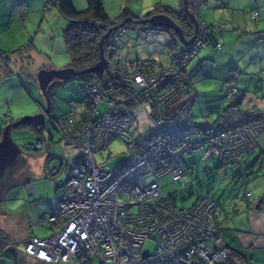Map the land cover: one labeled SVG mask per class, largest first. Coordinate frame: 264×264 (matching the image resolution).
Masks as SVG:
<instances>
[{"label":"built area","instance_id":"obj_1","mask_svg":"<svg viewBox=\"0 0 264 264\" xmlns=\"http://www.w3.org/2000/svg\"><path fill=\"white\" fill-rule=\"evenodd\" d=\"M126 28L115 30L113 44ZM212 32L200 22L189 45L169 32L173 48L166 64L130 59L116 48L105 56L106 68L85 79L87 114L71 110L54 123L60 140L80 149L69 175L53 182L61 188L55 214L41 221L57 227L49 237L28 238L27 255L47 264H231L216 225L222 205L200 197L177 208L159 185L164 175L179 179L187 173V155L199 154L200 161L214 157L226 166L255 151L264 133V99L255 107L231 104L234 87L226 92L230 103L218 126L189 119L196 90L187 66L211 44ZM114 138L125 142V158L97 160ZM44 141L27 149H40ZM148 240L155 242L152 252L144 251Z\"/></svg>","mask_w":264,"mask_h":264},{"label":"rangeland","instance_id":"obj_2","mask_svg":"<svg viewBox=\"0 0 264 264\" xmlns=\"http://www.w3.org/2000/svg\"><path fill=\"white\" fill-rule=\"evenodd\" d=\"M103 1L107 15L111 19L118 17L120 14L121 0ZM153 1L154 0H123V9L127 8L134 16H138L146 13L155 3ZM163 1L166 2L167 5H171L168 3H172L171 7L173 8L180 9L178 0ZM260 2L261 0H240V3L245 9L249 5L253 6L256 3L259 5ZM75 3L77 6L80 5V0H75ZM78 7V10L85 9L86 0H84V3L81 2V6ZM208 11H210V8L201 9V12ZM252 11L253 9L247 12L249 16L248 25L250 28L254 26V22L250 19V14L254 12ZM54 12L57 13L58 11L55 10ZM235 14H238V11H235ZM17 15H15V17L17 16L18 21L15 19L10 27L12 31L15 32L13 34H21L23 36H19L18 39L15 40V44H10L11 47H14L13 49L20 47V41H23L24 46H26L30 37L34 36L36 33H38L36 35L37 42L39 34L41 33L37 32L39 20H36V16L32 13H23L22 16H19V13H17ZM57 16V18L53 16L51 19V23L55 28V32L52 34L53 37L51 36L50 38V35H48L49 39H46L45 42L52 44V61L59 65L58 69H60L68 66L69 56L65 51L61 34L66 21L59 13H57ZM125 25L127 27L126 31L114 42L113 46L108 49V55L114 53L116 48H119L122 53L128 52V56L138 55V58H141L146 54V49L149 47L154 45L157 46V43L163 44L164 41L170 42L169 33L162 30H150L148 32V30H144L141 27L143 25ZM207 25L209 26V24ZM217 26L221 28L222 32V35L220 33H218V35L216 34L218 38L217 41L221 44L222 48L216 49L211 45L202 48L189 63L187 68L190 80L197 92V96L190 107L191 119L197 124L203 123L206 115H208L207 122L209 123H212L217 118V115L221 113L228 104V100L225 98V91L227 88L236 85L238 88L246 90L245 86L248 85L250 81L256 82L259 74H263L264 71H259V68H264V47H260L259 54H256L254 51L256 45H258L257 42L259 38L257 40L255 36L245 35L239 40L238 37L240 33L234 30V27L231 25L225 22H218L216 23V27ZM242 31L245 30L241 29L240 32ZM150 32H156L160 36L156 38L155 43H150L151 40L147 39V34ZM5 35L11 36V32ZM239 44H241L240 48L237 47ZM165 48L168 50V46ZM18 51L19 50H16L15 53L11 52L8 55L9 65L7 66L9 70L13 71L12 74L18 79L19 83V76L22 77L31 74L33 78L32 81L37 91L28 92L21 83L22 90H16L12 82L6 81V88L1 94L3 97L9 94L11 95L12 102L9 106H11L14 111L13 117L21 119L39 113V102L45 107L46 99L39 88L36 78L37 72L40 69H44L39 68V60L42 59L41 56H29L31 58H27V60L21 62V59H26V53ZM164 54L165 52H163V55ZM251 70L253 72H251ZM87 93V87L83 80L79 78L73 77L67 79V81L54 80L48 89L51 109L44 121L43 128L41 129L42 131H36L28 124L10 129V136L20 151L16 160L6 170L0 172V222L3 227L6 226L3 222L9 218L16 219L14 225L18 224L22 218H26L27 232L29 235H32L33 230L36 231V227H38L37 231L39 230L40 232L44 230L45 232L50 231L46 226L43 227L41 221H38V217L41 213V209L39 208L41 207H38L36 203L42 199L43 202L41 204L44 205V209L57 203L56 193H59L61 188H58L54 183L63 181L69 175L70 166L80 153V149L75 145L67 144L60 140V135L56 131L54 123L68 111L75 110L79 113L87 108ZM103 108L104 106L101 104L99 110L102 111ZM209 108L211 109L210 113L208 110ZM0 109L1 115H3L2 111H8L7 106H1ZM48 118L53 122L50 123ZM43 137H45V141L42 142V147L40 149H27L29 144H34L38 140H43ZM108 155L113 156L115 161L125 158V142L120 138H114L108 149L102 150L96 154V159L101 160ZM257 156V153H252L248 156L246 155V157L240 158L235 163L233 162L226 166H220L214 157L200 161L199 154L187 155L183 158L188 169L187 173L179 179H173L168 174L160 177L159 185L161 192L164 196H172L175 198V206L177 208L191 206L200 196L218 201L221 205H225L226 202L233 201L234 199H242L244 192L250 190L256 191L254 187L262 180V176L264 175V173L260 171L261 164L258 162ZM255 159H257L256 163L254 162ZM27 171L35 173L36 178H33L34 180L32 183L37 184V187L39 185L43 197L38 199L35 196H29L27 198L29 203H26L22 199L12 200L11 195L18 194L19 184L18 187L12 189L10 192L11 195L7 197L3 192L8 178L19 181L28 173ZM15 190L17 191L15 192ZM254 193L256 194V192ZM4 212H6V214ZM12 213L15 214L13 215ZM27 217H30L31 221ZM0 229H2L1 226ZM2 233L3 230L0 234L6 235ZM12 240L13 242L18 241V238H12ZM17 246L22 254L23 244L18 242L16 247ZM154 246L155 242L153 240H148L144 251L152 252ZM0 264L25 263L17 257L16 253L8 254L6 250H3L0 252ZM66 264L72 263L69 262Z\"/></svg>","mask_w":264,"mask_h":264},{"label":"crops","instance_id":"obj_3","mask_svg":"<svg viewBox=\"0 0 264 264\" xmlns=\"http://www.w3.org/2000/svg\"><path fill=\"white\" fill-rule=\"evenodd\" d=\"M81 2L84 3V0H80V5L78 6H81ZM100 2L102 3V6L104 8V1L100 0ZM153 2H161L167 5V3L163 0H154ZM72 3L76 8H79L76 5L75 0H72ZM168 4L172 5V3ZM171 5L168 6L171 7ZM123 6V0H121L120 13L123 10ZM206 8H210V11L201 12V10H199V20H201V22H204L206 25H216V23L218 22H225L228 25L234 27V30L240 33V36L238 37L239 40L240 38L242 39V37H244L245 35H252V37L255 36L257 40L259 38V41L257 42L258 45H256V49L254 50L256 54H259L260 47H264V0H261L259 5L257 3L253 6L249 5L246 9L240 3V0H208L204 9ZM173 9L178 10V8ZM251 9H253V11L257 10L258 15L257 18L254 20L252 19V14H250V19L254 22V26L250 28L248 25L249 16L247 15V12ZM53 10L55 11L56 8L52 6L47 8L44 0H0V51H3L7 54L6 60L0 59V107L7 106L8 110L7 112H5V110L2 111L3 115H1L0 109V138L3 126L18 119L13 117L14 111L11 106H9V104L12 102L11 95L9 94L10 96L8 95L3 97L1 94V92L6 88L5 82H12L16 90L21 89V87L23 86L28 92L37 91L36 87L34 86V82L32 81L33 78L31 77V74L24 75L22 77L19 76L18 78L22 86L20 85L18 79L13 76V71L9 70L7 66L9 65L8 55L11 52L15 53L16 50H19L18 52L23 51L26 53V59H21V62H24L25 60H27V58H31L33 56H41L42 59L39 60V68H59V65L52 61V44L45 42L46 39H49L48 35H50L51 38L52 34H54L55 32V28L51 23V19L53 16L57 18V13L59 12L56 13ZM235 11H238V14H235ZM17 13H19V16H22L23 13H32L34 16H36V20H39V27L37 32L41 33L39 34L37 42L36 35L38 33L30 37L26 46H24L23 41H20V47L17 49H13L14 47H11L10 44H15V40L18 39L19 36H23L21 34H13L15 32L12 31V28L10 27L12 25V22L17 19ZM15 15L17 16L15 17ZM59 15L61 14L59 13ZM241 29L245 31L240 32ZM156 30L157 29H154V31ZM8 32H11V36L5 35ZM220 34L222 35V32ZM147 35V39L151 40L150 43H155L156 38L160 37L159 34L156 32H150ZM214 37L217 41L218 38L216 37V35ZM157 44L159 46L154 45L146 49V54L141 58H152L162 62L163 64H166L171 55V48L168 46V42L166 41H164L163 44ZM240 45L241 44H239L237 47L240 48ZM167 46L168 50H166L165 48ZM211 46L213 47V45ZM117 49L120 51L119 48ZM163 52H165L164 55ZM123 54H125V56L130 59L138 58V55L128 56V52H125ZM252 70L251 72H253ZM262 70H264V68H259V71ZM254 82L255 81H250L248 85L245 86L246 90H242L235 85V87H237L239 91L243 92V97L241 99L240 106L245 108L255 107L262 103V100L264 99V71L263 74H259L255 84ZM39 107L40 111L44 108L40 102ZM203 123L209 122H207V119L204 118ZM257 141L258 146L256 150L252 153H257L258 162L261 164L260 171L264 173V133H262L258 137ZM257 159H255V163ZM27 172L28 173L23 176L19 181L8 178L7 182L5 183V188L3 192L7 197L11 195L10 192L14 187H18V184V194H12V200L22 199L26 203H29V201L27 200L29 196H35L38 199L43 197V193L39 189V185L37 187V184L32 183V181L34 180L33 178H36L35 173L29 171ZM28 186H30V188H28ZM254 188L256 191L250 190L244 192L242 199H234L233 201H228L225 205H222V212L218 216L216 221V225L220 232L221 238L229 254L232 256L234 264H264V175L262 176V180H260ZM16 191L17 190H15V192ZM254 192H256V194ZM246 193H250V195L246 196ZM42 202L43 201L41 199L39 202L36 203L38 207H41L39 208L41 209V213L38 217L39 222L42 221L44 218L55 214L58 207V195L57 203L53 206H49V208L47 209L43 208L44 205L41 204ZM4 213L6 214V212ZM12 214L14 215L15 213ZM27 218L31 221L30 217ZM15 221V218L7 219L5 222H3L6 225L4 227L1 225L0 222V226L2 227V229H0V232L3 230L2 234H6H0V239L2 240L0 252L6 250L8 254L16 253L17 257H19L25 264H47L33 256L27 255L24 252V245L25 241L30 237L46 238L52 235L55 230L56 224L44 225L41 223L43 227L46 226V228L50 231L45 232L44 230L43 232H40L39 230L37 231L38 227H36V231L33 230L32 235H29V233L27 232L26 218H22V220L18 224L14 225ZM12 238H18V241L13 242ZM18 242L23 244L22 254L18 246L16 247Z\"/></svg>","mask_w":264,"mask_h":264},{"label":"trees","instance_id":"obj_4","mask_svg":"<svg viewBox=\"0 0 264 264\" xmlns=\"http://www.w3.org/2000/svg\"><path fill=\"white\" fill-rule=\"evenodd\" d=\"M44 1H45L47 8H49L51 6L55 7L56 10L62 15V17L66 21L65 27L62 30V38L64 41L65 51L69 56V64L68 65L76 71H81V70H84V69L89 68L91 66H94L99 61V58H100L99 40H100V38L111 27L118 24L123 18H125L126 16H129V15L132 16L133 18H144V17H149L153 14H166V15L170 16L176 22V24L182 29L183 34L187 39H189L193 34V24H192L190 17L188 16V14L186 13V11L183 8V0H178L179 5H180V9L178 8V10H175L172 7L165 5L161 2H156L144 14L134 16L132 13H130V11L127 8H124L121 11V13L119 14V16L114 18V19H111L107 15V13L105 12L100 0H86V7L83 10H78L74 6V4L72 3V0H44ZM207 1L208 0H204L203 7H201V5L199 4V0H187L188 10L195 15V18L198 20V23L201 22L199 20V10L205 8ZM128 25H131V24H128ZM141 27L144 30L145 29L148 30V32L150 30H154V29H150L147 25H143ZM208 27H211L214 31L209 36V41L211 42V44H209V45H213V47H215L216 49H220L221 47L217 48L216 46H214L213 43L217 42L215 40L214 36L218 33H221V28L218 26L216 27V25H209ZM114 34H115V31H112L108 35V37H106V39L104 40V43H103L104 56L108 55L107 54L108 49L113 46L112 39H113ZM168 46L171 48V51H172L173 47L171 46L170 42H168ZM0 55L3 56V57H0V59H2V60L7 59V54L5 52L0 51ZM138 59H141V58H138ZM187 68H188V66H187ZM187 73H188V71H187ZM91 75H92V73L83 74V75H78L75 78H79V79L83 80V82H84L85 79L91 77ZM188 76H189V74H188ZM189 80H190V77H189ZM190 82H191V80H190ZM191 84H192V82H191ZM229 88H231V87H229ZM229 88H227V90ZM234 88L237 89V94H236L235 98L231 101V104L240 106L241 99L243 97V92L239 91V89L235 86H234ZM87 90H88V88H87ZM227 90L225 91V98H226ZM88 95H89V93H87V100H88ZM196 96H197V92H196ZM196 96H195V98H196ZM195 98H194V100H195ZM194 100L192 101V103L194 102ZM229 103L230 102L228 100V104L226 105V107L229 105ZM226 107L221 111V113H219L217 115V118L212 123L197 124V123L193 122L191 119V116H190V109H189V113H188L189 119L192 121V123H194L196 125L218 126V124H220L223 120V114H224ZM87 109H88V105H87V108L80 111L79 114L80 115L87 114ZM208 110L210 113L211 109L209 108ZM207 116L208 115H206L204 118L207 119ZM27 124L31 125L33 127V129H35L36 131H39V132L42 131V130H39L38 128H35L29 121H23L19 126H23V125H27ZM19 126H17V127H19ZM249 154H247V155H249ZM239 159H237V160H239ZM237 160H235L233 162L235 163ZM232 163H230V164H232ZM187 171H188V169H187ZM168 197H170V199L173 203V206H175V198H173L172 196H168ZM200 197H202V196H200ZM196 201L192 205H194L196 203ZM56 227H57V224L55 225V229H56ZM1 242H2V240L0 239V246L2 245ZM229 261L231 264H234V262L232 260V256L230 254H229Z\"/></svg>","mask_w":264,"mask_h":264},{"label":"water","instance_id":"obj_5","mask_svg":"<svg viewBox=\"0 0 264 264\" xmlns=\"http://www.w3.org/2000/svg\"><path fill=\"white\" fill-rule=\"evenodd\" d=\"M183 8L190 17L193 24V34L187 39L182 29L176 24V22L166 14H153L149 17L144 18H133L132 16H126L119 22L117 25L111 27L99 40V52L100 58L99 61L89 68H86L81 71H76L69 65L56 69H40L37 72V82L39 88L46 99V106L37 114H33L31 116H26L17 121L5 124L1 130V138H0V172L6 170L17 158L19 153L18 146L14 143L10 136V129L19 126L23 121H29L35 128L41 130L43 128L44 121L46 119V115L50 112L51 103L50 98L48 96V89L51 83L54 80L64 81L69 78L76 77L78 75L89 74V73H100L107 66V60L104 56L103 52V43L106 37L117 28L124 26L125 24L131 25H147L150 29L162 30L164 32H173L178 39L181 41L183 45H189L195 38V35L199 30L198 20L195 18V15L188 10L187 0H183ZM30 145V144H29ZM36 150V149H34Z\"/></svg>","mask_w":264,"mask_h":264},{"label":"bare ground","instance_id":"obj_6","mask_svg":"<svg viewBox=\"0 0 264 264\" xmlns=\"http://www.w3.org/2000/svg\"><path fill=\"white\" fill-rule=\"evenodd\" d=\"M53 224H56V223H53Z\"/></svg>","mask_w":264,"mask_h":264}]
</instances>
